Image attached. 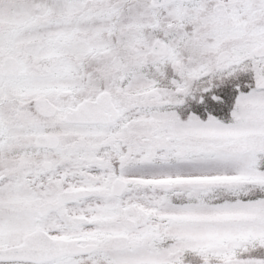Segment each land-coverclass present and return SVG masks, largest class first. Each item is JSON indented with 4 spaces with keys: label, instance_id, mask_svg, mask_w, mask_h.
Wrapping results in <instances>:
<instances>
[{
    "label": "snow or ice",
    "instance_id": "snow-or-ice-1",
    "mask_svg": "<svg viewBox=\"0 0 264 264\" xmlns=\"http://www.w3.org/2000/svg\"><path fill=\"white\" fill-rule=\"evenodd\" d=\"M0 264H264V0H0Z\"/></svg>",
    "mask_w": 264,
    "mask_h": 264
}]
</instances>
